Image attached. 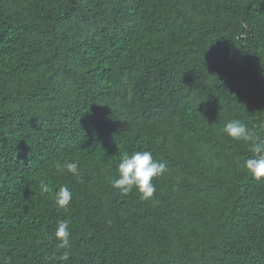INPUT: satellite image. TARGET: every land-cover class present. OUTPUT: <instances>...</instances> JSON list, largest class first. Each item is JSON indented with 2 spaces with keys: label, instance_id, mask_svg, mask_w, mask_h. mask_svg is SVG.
<instances>
[{
  "label": "trees",
  "instance_id": "trees-1",
  "mask_svg": "<svg viewBox=\"0 0 264 264\" xmlns=\"http://www.w3.org/2000/svg\"><path fill=\"white\" fill-rule=\"evenodd\" d=\"M232 119L264 129V0H0V264H264ZM136 151L151 200L111 185Z\"/></svg>",
  "mask_w": 264,
  "mask_h": 264
},
{
  "label": "clouds",
  "instance_id": "clouds-1",
  "mask_svg": "<svg viewBox=\"0 0 264 264\" xmlns=\"http://www.w3.org/2000/svg\"><path fill=\"white\" fill-rule=\"evenodd\" d=\"M233 140H242L248 144L253 155L243 160L244 167L256 180H264V129L259 132L250 131L246 124L240 119L230 120L222 130ZM57 171H67L74 177L80 176L78 162L65 161L63 165H55ZM168 171L165 162L154 160L150 151H136L129 155L127 152L121 154L118 165V176L111 180L114 189H118L123 196L129 195L135 188L143 200H151L156 193V186L153 183L155 178L163 176ZM41 191L47 193L48 186L40 184ZM73 198V193L67 185L59 187L55 193V204L67 210ZM55 237L60 242L59 247L66 249L70 247L69 221L60 220L57 223ZM63 260L69 259L68 252H64Z\"/></svg>",
  "mask_w": 264,
  "mask_h": 264
}]
</instances>
